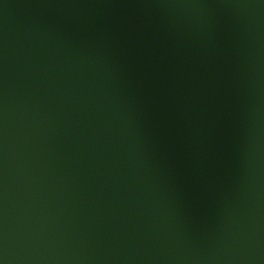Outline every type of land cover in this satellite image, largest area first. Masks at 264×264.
<instances>
[{"label": "water", "instance_id": "95a60500", "mask_svg": "<svg viewBox=\"0 0 264 264\" xmlns=\"http://www.w3.org/2000/svg\"><path fill=\"white\" fill-rule=\"evenodd\" d=\"M0 264H264V0H0Z\"/></svg>", "mask_w": 264, "mask_h": 264}]
</instances>
